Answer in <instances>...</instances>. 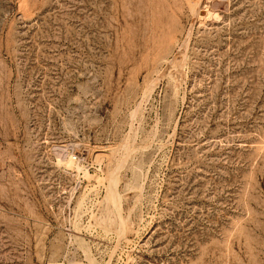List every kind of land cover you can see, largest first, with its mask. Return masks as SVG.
I'll list each match as a JSON object with an SVG mask.
<instances>
[{
  "label": "rangeland",
  "instance_id": "1",
  "mask_svg": "<svg viewBox=\"0 0 264 264\" xmlns=\"http://www.w3.org/2000/svg\"><path fill=\"white\" fill-rule=\"evenodd\" d=\"M0 264H264V0H0Z\"/></svg>",
  "mask_w": 264,
  "mask_h": 264
}]
</instances>
